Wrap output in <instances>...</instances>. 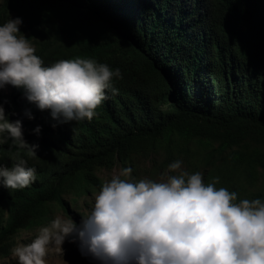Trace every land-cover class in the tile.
I'll list each match as a JSON object with an SVG mask.
<instances>
[{"label":"trees","instance_id":"obj_1","mask_svg":"<svg viewBox=\"0 0 264 264\" xmlns=\"http://www.w3.org/2000/svg\"><path fill=\"white\" fill-rule=\"evenodd\" d=\"M11 16L45 65L92 58L123 78L90 121L57 122L23 85L0 95L9 121L39 146L29 157L0 144V165L19 152L37 175L23 189L0 184V257L66 196L90 191L117 165L133 174L138 159L164 171L176 160L189 172L202 165L206 183L219 177L238 200L264 199V186L252 188L264 176V0H2L0 25Z\"/></svg>","mask_w":264,"mask_h":264},{"label":"clouds","instance_id":"obj_2","mask_svg":"<svg viewBox=\"0 0 264 264\" xmlns=\"http://www.w3.org/2000/svg\"><path fill=\"white\" fill-rule=\"evenodd\" d=\"M21 23L17 17L0 25V87L10 83L17 91L23 85L25 98L50 110L59 123L92 120L106 90L118 94L113 81L123 78L120 69L80 57L45 65ZM9 140L27 156H37L39 146L25 140L21 121H9L0 105V144ZM131 173V167L122 168L90 191L68 195L72 206L79 198H93L87 214L55 217L30 243L12 249L17 264H47L50 249L63 251L69 237L99 264H264V199L238 200L236 191L217 187L219 177L206 183L201 172L183 169L180 160L170 163L160 180ZM36 179V168L19 152L11 167L0 165V184L9 189ZM66 202L57 207L68 210L67 196Z\"/></svg>","mask_w":264,"mask_h":264},{"label":"rangeland","instance_id":"obj_3","mask_svg":"<svg viewBox=\"0 0 264 264\" xmlns=\"http://www.w3.org/2000/svg\"><path fill=\"white\" fill-rule=\"evenodd\" d=\"M1 1L2 0H0V3ZM10 18L14 19L16 17L11 16ZM27 32L28 31L26 30L25 33L23 34L31 41L30 39L31 37L29 38L30 36L29 32L28 33ZM31 43L34 45L32 41ZM16 88H17L16 85H12L10 83L4 84L3 87H0V95H6L10 97ZM150 159L151 157L149 159L137 160L138 163H136L135 165L136 172L131 174L133 178L144 177L153 180H160L161 178H166L163 177V174L166 171L160 169V167L152 166V161ZM182 168L186 170L188 167H186L182 162ZM203 169L204 168H202L201 165L198 171L202 173ZM120 170H121L120 167L117 165L108 171H103L102 173H100V175L103 176L104 180L106 181V180H110L112 175L117 174ZM263 186H264V176L263 174H260L258 181L254 183V186L252 188L255 189V191L256 189L262 190ZM83 197L88 198V196H83ZM92 200L93 198L91 199L79 198L77 200V204L75 206H72L71 197L67 196L68 207H69L68 210L64 211L62 208H59L60 206L56 207L48 223L35 226L32 228H25L19 230L13 238L14 244L12 249L16 247L18 244L30 243L38 234L39 230L42 227L48 225L51 222V220H53L57 216L63 218H70L69 217L70 215L73 216L72 214L76 213L78 215V218H80L86 215L89 209V207L86 204H88ZM62 249L63 251H57L55 247H52L49 251L48 256L46 257L47 264H99V262L94 260L90 255H83L79 248L78 242H71V237L65 239L62 245ZM0 264H17L16 258H14V256L12 255V250L8 256L0 257Z\"/></svg>","mask_w":264,"mask_h":264},{"label":"bare ground","instance_id":"obj_4","mask_svg":"<svg viewBox=\"0 0 264 264\" xmlns=\"http://www.w3.org/2000/svg\"><path fill=\"white\" fill-rule=\"evenodd\" d=\"M76 195V194H75ZM73 196V195H72Z\"/></svg>","mask_w":264,"mask_h":264}]
</instances>
